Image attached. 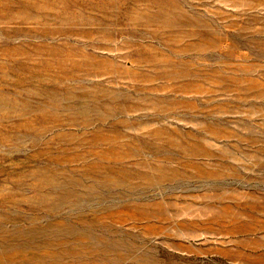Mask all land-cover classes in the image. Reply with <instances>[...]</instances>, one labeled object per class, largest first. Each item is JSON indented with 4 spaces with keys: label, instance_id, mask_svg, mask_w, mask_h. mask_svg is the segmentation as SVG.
<instances>
[{
    "label": "rangeland",
    "instance_id": "rangeland-1",
    "mask_svg": "<svg viewBox=\"0 0 264 264\" xmlns=\"http://www.w3.org/2000/svg\"><path fill=\"white\" fill-rule=\"evenodd\" d=\"M77 236L264 264V0H0V264Z\"/></svg>",
    "mask_w": 264,
    "mask_h": 264
},
{
    "label": "bare ground",
    "instance_id": "bare-ground-1",
    "mask_svg": "<svg viewBox=\"0 0 264 264\" xmlns=\"http://www.w3.org/2000/svg\"><path fill=\"white\" fill-rule=\"evenodd\" d=\"M53 226L50 225L48 229L52 228ZM78 232V231H77ZM89 237L88 236H77L76 237V242H84L82 243L80 246H78L77 248H75L74 246H72V249H65L62 248L60 249V251H58V253L56 255H58L61 259H66V258H70L74 261V264H99L98 262L100 260H109L110 262H117L120 261L122 259L127 258L126 256H119V255H114L113 256V252L112 251H108L107 249H103L100 250L98 248V243H105L106 242V238H104L103 236L99 235L96 236V241L98 242L97 244H93L89 242ZM67 240V239H66ZM86 242V243H85ZM108 243V242H106ZM53 241H46L42 246H46L47 247H51L53 246ZM59 244H63L62 246H65V242H60ZM123 245L122 241L119 240H115L112 239L111 242V247L112 249L115 248L116 249H120ZM131 249L134 251L136 249V245L132 244L131 245ZM146 252L143 255L138 256V260L140 261H145L147 256ZM50 256L47 258L49 259H54V255L49 254ZM46 257V256H44ZM42 259L43 257H39V259ZM44 260V259H43ZM48 263V261H46ZM50 262V261H49ZM45 263V262H44ZM46 263V264H47Z\"/></svg>",
    "mask_w": 264,
    "mask_h": 264
}]
</instances>
